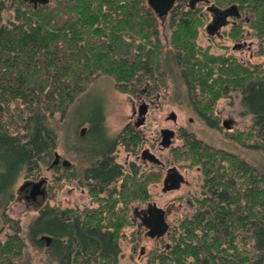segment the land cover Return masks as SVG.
I'll use <instances>...</instances> for the list:
<instances>
[{
    "label": "trees",
    "instance_id": "obj_1",
    "mask_svg": "<svg viewBox=\"0 0 264 264\" xmlns=\"http://www.w3.org/2000/svg\"><path fill=\"white\" fill-rule=\"evenodd\" d=\"M6 1L0 0L1 208L14 198L19 172L27 168L33 174L53 157L58 133L51 119L59 113L57 122L62 121L100 74L112 76L121 92L156 93L167 87L174 62L187 82L192 105L212 127L218 123L210 116L218 99L239 90L253 123L231 136L264 150V71L260 64L245 66L201 47L199 6L176 0L161 20L147 0H50L37 7L13 0L19 21L8 26L2 23ZM251 1L259 6L262 24L264 0ZM165 22L173 51L165 49L162 39L160 23ZM101 118H88V133L80 139L91 135L94 143L83 151L85 162L92 165L87 174L113 191L107 199L99 198L104 203L101 210L83 219L76 218L72 209L47 205L40 211L29 235L32 239L42 233L52 235L48 264H118V239L131 223L130 205L147 199L154 175L138 174L135 164L131 173H124L118 191L122 172L112 156L116 140L106 139ZM185 137L173 157L200 166L205 196L196 198L193 215L172 233L167 250L153 252L152 262L264 264V171L235 153L192 135ZM118 138L127 149L142 143V134L127 127ZM25 247L18 234L0 242V264H22Z\"/></svg>",
    "mask_w": 264,
    "mask_h": 264
},
{
    "label": "rangeland",
    "instance_id": "obj_2",
    "mask_svg": "<svg viewBox=\"0 0 264 264\" xmlns=\"http://www.w3.org/2000/svg\"><path fill=\"white\" fill-rule=\"evenodd\" d=\"M6 4L2 23L11 26V22L19 21L16 18L17 5L14 4L13 0H7ZM168 26L169 22L160 23L165 49L173 51L169 43L170 30ZM197 42L204 48L210 43L205 35L202 36V28L199 31ZM211 51L217 52L219 49L213 47ZM251 62L263 64V68H261L264 71V55L256 52L251 58ZM137 96L119 91L112 76L98 75L88 89L71 105L62 121L57 122V119L60 118L59 113H56L54 119H51V124L56 128V134L58 133V145L55 151L62 158L73 162L74 165L77 162L80 173H84L86 166L90 163L85 162L86 152L83 151H86V148L94 147L91 135L86 140L80 139L83 138L80 136L81 130L90 126L88 118L103 116L104 127L108 135L116 140L115 138L125 128L128 117L131 115L133 103L138 105L141 102ZM146 99L149 102V114L146 125L140 128L144 141L137 148L130 147V150L124 144L118 145L116 160L121 164H125L126 160L129 162L135 160L140 164V170L143 171L150 163L143 164L142 160H136V155L141 154L145 147L150 146L152 151L164 162L167 164L173 162L178 166L185 177V182L177 190L163 192L161 180L163 174L159 173L161 177L159 175L157 178L154 176L150 180L148 188L151 193L148 200L155 201L158 206L170 208V213L167 215V220L170 223L169 231L162 237L154 238L150 237L144 230L138 229L135 223H130L120 233L121 251L118 264H159L156 261L152 262L151 255L153 252L167 250L172 233L178 230L184 218L193 215L197 206L196 198L205 196L204 176L197 165L191 166L190 160L176 161L173 157L174 150L184 146L185 136L192 135L206 145L209 144L235 153L254 167L264 171V150L250 147L249 145L252 143L250 140L247 143H239L231 136L233 131L245 130L253 123V116L246 111L242 104L241 91L234 90L218 99L214 106V113L210 115L219 123L216 128L210 126L195 110L189 99L187 84L180 76V71L174 62L167 87L157 91L153 96L146 97ZM172 111L177 114L176 122L168 118ZM225 120H233L232 130L224 128L223 122ZM166 127L180 131L177 132L171 147L161 149L158 144L154 143V138L160 137V130ZM88 128L84 132L85 135L88 133ZM128 151H131V155ZM53 160L54 154L47 165L40 164L39 170H34L33 174H29L27 168L23 169L13 187L14 198L10 200L6 209L0 207V242H4L14 234L21 236L26 242L22 264H48L50 262L47 247L34 245L29 235L30 224L45 206L64 210L76 206H82L83 209L93 205L90 196L85 195L80 190L73 192L74 182L71 178V169L66 171V168L70 167H63L62 164L59 167H49ZM42 177L47 178V193L41 205H28L26 199L17 198L18 188L24 181L28 179L39 180ZM120 184L121 181H118L117 185ZM146 201H135L130 205V221L131 217H134L135 206L140 202L142 206L146 207Z\"/></svg>",
    "mask_w": 264,
    "mask_h": 264
},
{
    "label": "flooded vegetation",
    "instance_id": "obj_3",
    "mask_svg": "<svg viewBox=\"0 0 264 264\" xmlns=\"http://www.w3.org/2000/svg\"><path fill=\"white\" fill-rule=\"evenodd\" d=\"M186 3L192 7L199 6L200 8V15L203 21V25L201 26L202 36L205 35L206 38L210 41L209 45L205 47V49H207L209 52L216 54L217 56L224 57L223 59L225 60L238 61L242 65H245V66L259 65V64H254L253 62H251V58H253L256 52L257 54L260 53L261 55H264V20L262 24L259 23L258 21L257 13H259V6H257L251 0L248 2H245V1L243 2L240 0L238 1L233 0L226 4H222L220 0H187ZM213 47L219 49V51L217 52L211 51ZM260 65L263 68V64H260ZM153 94L154 93L150 94V92H148L146 89L144 90L143 94H136L138 95L137 97L140 98L141 102H139L138 105L136 103H133L132 105L131 115L128 117L127 123L125 125V127H127L129 132H133V133L137 132L138 134H142L140 132V128L146 125L147 116L149 114V102L147 101L146 97L153 96ZM100 124L104 129L106 139L111 140L112 139L111 136L108 135V132L106 131L104 127L103 116L100 120ZM231 125L233 126V120L231 121ZM218 126H219V123H217L213 127L216 128ZM85 128H86L85 131H87L88 127H85ZM162 129L160 130V137L154 138V143L158 144L161 149L169 148L171 147V144L173 143V140L175 139L177 132H179L180 130H175V137H173L170 146L165 147L161 143ZM227 130H232V129H227ZM84 135L85 134L82 135L80 132L81 137H84ZM115 139L116 141L113 143V147H112V150H113L112 156L114 157V162L121 165L120 172H122L118 176V181L122 182L124 179V173H126L127 170H129V173H131L132 165L135 164L138 174L150 173V174H153L155 177H157V175L160 176L159 173L163 174L161 178L162 183H163V187H162L163 192L177 190L185 182V177L183 173L181 172V170L178 168V166L175 165L173 162H170L169 164L164 162L155 152L152 151V148L150 146L145 147L142 151L147 150L155 154L157 158L159 159L160 163L152 162L147 158H143V155L141 152V154L136 155V160H142L143 164L150 163L148 164L149 166L145 170L141 171L140 164L135 160L134 161L130 160V162L129 160H126L125 164H121L120 162L116 160V153H117L116 149L118 145H123L125 141L122 138H118V136ZM143 141L144 139L142 138V142ZM154 143H152V145H154ZM124 145L126 146V143ZM139 146H140V143L137 146H132L131 148H137ZM128 153L129 155H131V151H128ZM62 159L63 158L61 156V159L57 163V165H54V166L50 165L49 167H55V166L59 167L62 164ZM88 163H90V165L86 166L84 173H80V167L78 166L77 162H75V165L73 164V162H71V165L69 166L72 172L71 178L74 182V185L72 187L73 192H77L78 190H80L82 193H85V195L91 197V201L93 204L83 209H82V206L81 207L76 206L74 208H69L73 210V214L76 218L79 217L81 219H83V217L91 215L93 212H97L101 210V208L104 207V203L101 202V199H104V198L107 199L110 195L109 193L113 191V188L110 189V186L101 185L99 182L94 180L92 176L87 174V169L92 166L91 161H88ZM173 166H176L178 168V170L183 175L184 180L181 182L179 188L165 190L164 189L165 188V178L168 175V169ZM197 167L200 169V166H197ZM39 180L28 179L24 181L18 188L17 198L26 199L28 205L30 204L41 205V203L46 198L47 182L43 185V187L45 188L44 195H37L36 197L31 196V190L33 189V184ZM167 185H170V183H168ZM148 187H149V184H148ZM148 187H147L148 190H147V197H146L147 199L144 200V201L147 200L146 201L147 206L146 207L142 206L141 205L142 203L140 202L138 203L137 206H135L133 210L134 217L133 218L131 217V224L135 223L138 229L144 230L150 236L149 228L144 224V220L152 221L151 218L156 213L155 206L156 205L158 206V204L155 201L148 200V197L150 196V193H151ZM117 189L119 191L121 189L120 186L117 187ZM136 201H141V200H136ZM159 207L165 210L164 212L165 220L169 223V221L167 220V215L170 213V208L164 207V206H159ZM169 228H170V223H169ZM42 235H50L52 237V235L49 233H42L37 239L31 238L30 240L34 245L38 247L48 248L51 245V241L49 244H47V240L40 239ZM154 238H157V237H154ZM8 239L9 238H7L5 241H7ZM118 244H119V239H118Z\"/></svg>",
    "mask_w": 264,
    "mask_h": 264
},
{
    "label": "water",
    "instance_id": "obj_4",
    "mask_svg": "<svg viewBox=\"0 0 264 264\" xmlns=\"http://www.w3.org/2000/svg\"><path fill=\"white\" fill-rule=\"evenodd\" d=\"M31 4H33L35 7H37L39 4H48L50 0H25ZM176 0H147L148 5L153 9V11L156 13L158 18L161 20H165L171 9L174 7ZM169 119L174 120L176 122L177 120V114L176 112L172 111L170 115L168 116ZM223 126L226 129H232L231 120H225L223 122ZM86 128L84 127L81 130V134L83 135ZM162 140L161 143L163 146L168 147L170 146L173 137H175V129L173 128H163L161 131ZM143 158H147L152 162L160 163L157 156L147 150L142 151ZM61 155L55 151L54 153V160L52 162V166L57 165V163L60 161ZM62 165L65 167H69L71 165V161L68 159H62ZM184 180L183 175L178 170L176 166H173L168 169V175L165 178V190L168 189H177L180 187L181 182ZM47 182L46 177H42L39 181L35 182L33 184V189L31 190V196L36 197L37 195H44L45 194V188L43 185ZM170 183V185H167ZM156 213L150 220H144V224L149 228V234L152 237H162L165 235L169 230V223L165 220L164 212L165 210L159 206H155ZM150 211V210H149ZM40 239L47 240V244L50 243L52 237L50 235H42Z\"/></svg>",
    "mask_w": 264,
    "mask_h": 264
},
{
    "label": "bare ground",
    "instance_id": "obj_5",
    "mask_svg": "<svg viewBox=\"0 0 264 264\" xmlns=\"http://www.w3.org/2000/svg\"><path fill=\"white\" fill-rule=\"evenodd\" d=\"M175 79V78H174ZM177 79V78H176ZM174 81V80H173ZM197 110V109H196ZM224 131V130H223ZM225 132V131H224ZM228 132V131H227ZM228 136V135H227ZM230 138V137H229ZM205 161V160H204ZM20 173V172H19ZM139 176V175H138Z\"/></svg>",
    "mask_w": 264,
    "mask_h": 264
}]
</instances>
